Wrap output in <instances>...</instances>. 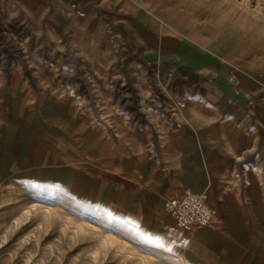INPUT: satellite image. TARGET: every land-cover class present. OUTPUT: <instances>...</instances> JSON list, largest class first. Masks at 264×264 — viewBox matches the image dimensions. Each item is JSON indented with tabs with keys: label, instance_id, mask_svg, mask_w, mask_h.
Instances as JSON below:
<instances>
[{
	"label": "rangeland",
	"instance_id": "obj_1",
	"mask_svg": "<svg viewBox=\"0 0 264 264\" xmlns=\"http://www.w3.org/2000/svg\"><path fill=\"white\" fill-rule=\"evenodd\" d=\"M152 2L160 23L184 34L264 35V0ZM26 18L0 3V264H196L167 197L130 166L158 170L169 131L160 115L174 117L159 90L167 69L147 66L152 89L140 94L136 82L112 74L125 65L106 30L52 31ZM62 93L84 115L77 143L48 138L35 123L41 99ZM127 98L146 103L132 114L153 121L128 125L126 111L109 108ZM132 129L145 131L143 142Z\"/></svg>",
	"mask_w": 264,
	"mask_h": 264
},
{
	"label": "crops",
	"instance_id": "obj_2",
	"mask_svg": "<svg viewBox=\"0 0 264 264\" xmlns=\"http://www.w3.org/2000/svg\"><path fill=\"white\" fill-rule=\"evenodd\" d=\"M0 3L52 31L106 30L125 65L112 74L136 82L140 94L152 89L147 66L167 69L159 90L174 117L160 115L169 131L159 140L158 170L141 171L139 160L131 170L142 172L150 192L167 198L186 190L206 193L211 221L184 230L192 263L264 264V35L184 34L160 23L152 0ZM127 99L125 107L111 100L109 108L126 111L121 119L128 125L141 117V125L153 121L132 114L146 103ZM73 102L68 93L41 99L35 123L48 138L73 135L77 143L86 135L84 115L76 114ZM128 133L145 138L143 129Z\"/></svg>",
	"mask_w": 264,
	"mask_h": 264
},
{
	"label": "built area",
	"instance_id": "obj_3",
	"mask_svg": "<svg viewBox=\"0 0 264 264\" xmlns=\"http://www.w3.org/2000/svg\"><path fill=\"white\" fill-rule=\"evenodd\" d=\"M164 207L176 226L183 230L208 224L214 215V208L207 203L206 193L192 190L164 199Z\"/></svg>",
	"mask_w": 264,
	"mask_h": 264
}]
</instances>
